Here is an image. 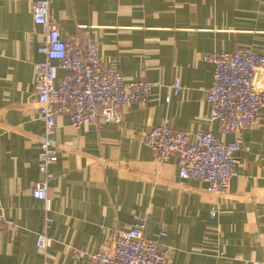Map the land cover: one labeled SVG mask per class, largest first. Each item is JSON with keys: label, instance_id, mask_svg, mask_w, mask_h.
Returning <instances> with one entry per match:
<instances>
[{"label": "crops", "instance_id": "1", "mask_svg": "<svg viewBox=\"0 0 264 264\" xmlns=\"http://www.w3.org/2000/svg\"><path fill=\"white\" fill-rule=\"evenodd\" d=\"M33 1L0 0V264H90L75 251L107 248L113 230L140 216L146 238L166 232L158 240L173 250L167 264H264V109L256 127L240 133L244 149L224 194L199 180L180 181L177 156L161 158L143 143L158 125L234 139L210 117L214 64L204 56L238 47L264 55V0H48L61 38H92L101 65L115 64L125 80L159 85L146 102L123 106L119 122L75 128L67 114L57 115L45 250L35 245L43 201L31 195L41 178L37 135L44 129L34 83L43 35L32 20ZM175 81L178 92L170 88ZM256 83L263 87L264 76Z\"/></svg>", "mask_w": 264, "mask_h": 264}, {"label": "built area", "instance_id": "2", "mask_svg": "<svg viewBox=\"0 0 264 264\" xmlns=\"http://www.w3.org/2000/svg\"><path fill=\"white\" fill-rule=\"evenodd\" d=\"M31 16L41 27L43 39L37 47L42 59L35 63L34 83L38 114L44 129L37 135V167L41 178L34 182L31 195L43 201V226L36 234L35 245L45 250L52 242L48 235L52 218L48 182L52 177L49 166L57 160L53 137L58 114H67L70 124L79 128L91 122H119L123 106L144 103L157 81L125 80L117 66L101 65L99 50L92 38L83 44L61 38L60 31L49 15L48 0H34ZM213 64V79L207 90L210 117L217 121L221 133H233L228 142L210 131L187 132L167 125L152 127L143 136V143L161 158L176 155L180 181L195 179L205 183L206 190L224 194L237 175V152L244 149L240 133L256 127L264 109V86L256 83L264 76V55L247 47L233 51L220 50L204 56ZM58 70L62 74L58 75ZM173 92L181 88L179 81L170 85ZM210 216L215 215L211 209ZM6 224L0 206V234ZM145 217L126 230H113L109 246L96 252L76 250L75 258H87L90 264H167L172 255L170 246L161 245L158 238L144 235Z\"/></svg>", "mask_w": 264, "mask_h": 264}]
</instances>
